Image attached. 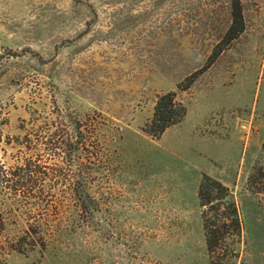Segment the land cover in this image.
<instances>
[{"label": "rangeland", "instance_id": "374dc122", "mask_svg": "<svg viewBox=\"0 0 264 264\" xmlns=\"http://www.w3.org/2000/svg\"><path fill=\"white\" fill-rule=\"evenodd\" d=\"M242 2L243 35L181 91L230 27V0H0V171L30 155L17 138L46 120L107 122H95L107 154L83 177L91 222L75 226L83 216L59 185L67 204L42 223L46 248L11 249L26 219L0 180V264H210L206 170L238 203V264H264V194L248 184L264 167V0ZM170 91L188 113L155 140L143 128ZM223 120L228 130L211 129Z\"/></svg>", "mask_w": 264, "mask_h": 264}, {"label": "trees", "instance_id": "16d2710c", "mask_svg": "<svg viewBox=\"0 0 264 264\" xmlns=\"http://www.w3.org/2000/svg\"><path fill=\"white\" fill-rule=\"evenodd\" d=\"M230 4L232 21L226 34L215 46L204 66L178 84L179 90H190L223 52L245 32L242 0H230ZM187 113V106L179 99L176 91L159 94L152 117L143 130L153 139L159 140L168 129L182 123ZM95 122L100 127L107 124L103 114L99 112L87 116L85 121H70L59 117L37 125L33 130L27 131L22 139L17 138V141L30 150V155L21 163L8 169L2 167L0 171V180L7 192L20 198L17 213L14 214H21L26 219V226L21 233L9 240L11 249L23 251V246L30 249L47 247L48 239L42 223L51 214L55 217L62 214V208L67 204L66 195L59 198L54 193L59 185L67 188L70 204L76 205L83 216L78 221L72 220L75 226H81L86 220L91 222L93 209L89 203L94 199L87 188V179L84 178L107 151L99 138ZM248 184L255 194H264L263 166L254 168L248 177ZM198 195L203 208L210 264H238L239 252L234 243L240 238L242 221L233 191L221 180L204 172ZM5 228L6 222L1 214L0 236Z\"/></svg>", "mask_w": 264, "mask_h": 264}, {"label": "crops", "instance_id": "0c3cea01", "mask_svg": "<svg viewBox=\"0 0 264 264\" xmlns=\"http://www.w3.org/2000/svg\"><path fill=\"white\" fill-rule=\"evenodd\" d=\"M232 122H231V124H234L235 126H237L238 128H240L241 127V123H240V120H241V117L239 116V115H237V116H235V117H232ZM214 128H218L219 129V131L220 130H224V129H226V130H228L229 129V122L228 121H224L223 120V122L221 121V122H214L213 123V125L211 126V129H214ZM212 132V131H211ZM213 133H217V132H213ZM221 137V136H220ZM209 161L211 162V164L214 166H217L216 164H215V162H218L219 160L217 159V157H211V156H209ZM204 171H205V169H204ZM206 171H209V173H210V175H213V176H218V175H216V173L215 172H211L210 170H206Z\"/></svg>", "mask_w": 264, "mask_h": 264}]
</instances>
